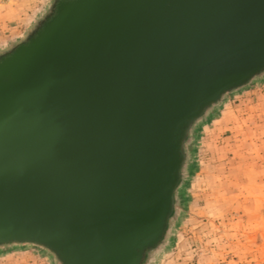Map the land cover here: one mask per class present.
I'll list each match as a JSON object with an SVG mask.
<instances>
[{"label":"water","instance_id":"obj_1","mask_svg":"<svg viewBox=\"0 0 264 264\" xmlns=\"http://www.w3.org/2000/svg\"><path fill=\"white\" fill-rule=\"evenodd\" d=\"M264 79V0H51L0 48V253L150 264L195 135Z\"/></svg>","mask_w":264,"mask_h":264},{"label":"rangeland","instance_id":"obj_2","mask_svg":"<svg viewBox=\"0 0 264 264\" xmlns=\"http://www.w3.org/2000/svg\"><path fill=\"white\" fill-rule=\"evenodd\" d=\"M50 1L0 0V48L22 38ZM258 82L226 99L252 117L255 105L264 100V86ZM252 91L258 94L242 95ZM263 147L256 154L243 153L236 179L208 178L197 168L190 187L184 188V207L169 245L150 264H264ZM226 164L232 165L229 159ZM203 182L208 196L199 189ZM0 264L54 263L42 251L23 247L0 253Z\"/></svg>","mask_w":264,"mask_h":264},{"label":"crops","instance_id":"obj_3","mask_svg":"<svg viewBox=\"0 0 264 264\" xmlns=\"http://www.w3.org/2000/svg\"><path fill=\"white\" fill-rule=\"evenodd\" d=\"M255 85L263 87L264 79ZM242 93L243 96L245 94H258L255 91ZM262 97L264 99V96ZM231 100L230 98L226 99L210 119L199 127L195 135L191 176L186 189L190 187L193 175H195L194 177L197 176V168H200L201 172L204 171V176L208 178L220 180L231 177L236 179L241 176L239 163L243 153L255 152L254 154H256L258 153L256 150L262 151L260 148L264 146V100L255 105V114L252 117H249L251 113H244L245 109L238 107V105L233 106ZM230 107L235 109L231 110ZM197 152H200L198 158ZM262 153L264 154V152ZM228 159L232 164L230 167L226 164ZM201 177L203 175H200ZM201 184L199 189L205 195H210L205 183Z\"/></svg>","mask_w":264,"mask_h":264}]
</instances>
